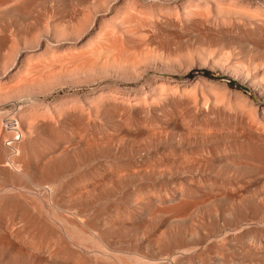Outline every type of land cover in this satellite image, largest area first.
Listing matches in <instances>:
<instances>
[{"label":"bare ground","instance_id":"obj_1","mask_svg":"<svg viewBox=\"0 0 264 264\" xmlns=\"http://www.w3.org/2000/svg\"><path fill=\"white\" fill-rule=\"evenodd\" d=\"M14 1L0 0L7 19L0 26V264H264V137L242 122L236 129L244 143L219 145L218 131L205 130L203 108L211 100L197 114L192 100L179 96L183 87L176 84V92L173 76L164 73L172 57L183 69L196 59L207 65L205 54L152 44L125 48L123 37L115 48H16L46 17L18 25L29 16L30 0ZM90 2L94 14L73 11L76 21L82 18L79 29L69 23L76 32L86 15L97 24L110 9L107 0ZM204 24L195 23L202 35ZM226 48L203 50L220 61L233 54Z\"/></svg>","mask_w":264,"mask_h":264},{"label":"rangeland","instance_id":"obj_2","mask_svg":"<svg viewBox=\"0 0 264 264\" xmlns=\"http://www.w3.org/2000/svg\"><path fill=\"white\" fill-rule=\"evenodd\" d=\"M18 1L19 0H15L14 2H18ZM107 1L109 2L107 7L110 6V9L108 8V11L110 13H108V11H107L106 12L107 16L105 15L104 17L98 18L97 24L92 23L93 19L91 20V23H90L89 19L88 20L86 19L89 16L86 15L87 17L85 18V21L83 20L85 25L84 26L82 25L83 26L82 28H85L86 24L87 25L90 24V25L87 26L88 28L86 27L85 31L81 30L82 28L80 29L82 32L84 31V34H82L80 32L78 35L81 37H79L77 35V33L80 30L78 32H76V31L80 28L78 26H81V24H82L81 23L82 18H78L79 20L76 21L77 18H75L73 11L75 9L79 8V9H83L85 12L87 10H89V12H90V10H91L90 13L94 14L96 12V10H92V9H95L97 7L94 8L92 6L91 2L89 3V0H30L29 6H28V12H29L28 18L19 19L17 21V24L18 25L20 24V25H25V26H31V25H34L36 23V19L38 16H42L44 18L46 17L45 18L46 20L43 18L44 19L43 24L48 23L49 25L50 24L51 25H50V27H47L48 24L47 25L44 24L47 27V29L45 30L46 27L44 26L45 27L44 28L43 24H42L40 26V29L38 28L39 30L38 29L35 30V32L37 31L35 33V36H33L35 38L30 36V38L28 39L27 42L23 41L25 43V46H24L23 42H21V40L18 39V41H20V42H18L16 40L17 43H19V45L21 46V47H19V45L17 44L16 48H23V47L29 48L30 46H31L30 48H50V49L51 48L53 49V47L54 48H74V47L77 48V46H78V48H84L83 46H85V48H96V47L97 48H102V47L108 48V47H110L109 45L116 46V44H120L118 42H120L119 40H121L122 39L121 37H123L122 41H123L124 46H126L125 48H137L138 46H139L138 48H147L149 46H150L149 48H154V47L159 48V46H160V48H172L173 47L176 49L177 48H194V49H198V50L200 49L199 51H202L208 59L207 65H202L200 63L199 59H196L190 63L185 62L186 66L183 69H180V68H178L179 65H176V63L174 62V57H172L170 61L173 64V68H170V67L164 68L165 75L173 76V77H171V81H172V83L173 82L175 83V84L173 83V86L175 87L174 90H176V87L178 85H179L178 87L180 89L177 88V90L179 89L181 91L182 90L181 87H183L184 91L183 90L182 91L184 93H178V94H181L179 96L182 98H186L185 96H182V94L183 95L186 94V96L189 98V100H192V103L195 104L194 108H195L196 112L198 111L197 109L199 108V111L197 112V114H199V113L202 114V112L204 111L206 116L208 115L206 117V121L208 122V124H207L208 126L205 130L208 132L209 131H218L217 133H218V140H219L218 144L219 145H228L230 143H244L243 140H241L240 138H237L238 130L236 129L237 123H242V122H244L248 126L250 124L251 125L250 127L253 126V129L257 133H259L260 135H262L264 137V134H263L264 127H262V126H264V123H263L264 122V120H263L264 119V78H262L264 75V65H263L264 62H262V60L264 59L263 58V56H264V0H160V1L159 0H146V1L145 0H135V2L140 1L139 2L140 6L138 4H136V6L138 5L137 7L134 5L135 4L134 0H132V1L131 0L130 1L129 0H122V1L121 0H117V1L116 0H107ZM115 1H116V3H114ZM149 2H151V3H149ZM117 3H119V5ZM220 3H222V5H219ZM228 3L231 5L234 4L235 6L240 7L238 9V10L241 9L240 12L237 13L238 11L237 10L235 11L236 7H234V5L233 6L230 5L231 6V8H230V6L227 5ZM142 4L143 5L145 4L144 7L141 6ZM72 6H73V8H72ZM3 7L4 6H2V7L0 6V15L2 14L1 11H2ZM75 7H77V8H75ZM84 7H86V8H84ZM134 7L136 9H134ZM145 7L148 10L144 9L143 10L144 13H143L142 8H145ZM206 7H209V8H206ZM221 7H224V8H221ZM50 8H51V10H50ZM119 8H121V9H119ZM219 8L223 9V11L222 10L219 11ZM227 8L232 10L233 15L231 14V11L228 10ZM137 9H138V11L140 9V11L139 12L136 11ZM190 9L191 10L194 9V11H188ZM130 10H131V14H135L136 16L128 13V12H130ZM112 11H114V12H112ZM125 11L127 14L125 13ZM217 11H219V12L226 11L227 14L225 12L223 14L222 13L217 14ZM119 12H120V14H119ZM140 13H142L143 16L142 15L140 16ZM252 13H254V15ZM48 14L51 16V17L49 16L50 19L48 17ZM109 14H111V15L109 16ZM112 14H114V16ZM124 14H126V16ZM149 14L151 16V19H150V16H148L149 18L146 16ZM204 14L206 16H204ZM224 14H226V15H224ZM118 15H119V17H122V18L119 19L118 17H116ZM227 15H229V16H227ZM190 16H192V17H190ZM115 17H116V22L114 19ZM103 18H105V19H103ZM130 18H132V20ZM142 18H144V19H142ZM111 19H114V20H111ZM121 19L125 21V22L123 21L124 23H127V24H123L124 30H122L123 25H122ZM135 19H138V20L141 19V20L137 21ZM59 20H60V22H59ZM202 20H203V23H205L204 25L206 26V31H205L204 35H202V33L200 34V31H198V29L196 28V25H195V23H197V24L201 23ZM231 20H232V23H231L232 25L230 24ZM21 21H23V22H21ZM30 21H32V22H30ZM74 21H76L75 26L78 29L76 27H74V25H70V24H74ZM111 21L113 24L111 23ZM144 21L147 24H145ZM152 21H154V22L152 23ZM62 22L64 23V25L66 24L65 25L66 27L65 26L63 27ZM117 22H119V24H121V25H118ZM128 22H130V27H129ZM133 22H134V24H132ZM149 22H150V24H149ZM142 23L145 25H142ZM224 23H225V26L223 25ZM56 24L58 26L62 25L61 26L62 28L60 26L58 27ZM102 24H104V26H101ZM213 24L216 26H213V27L210 26ZM229 24L231 27L229 26ZM5 25L7 26V19L5 16L1 15L0 16V26H1V28L2 27L4 28ZM95 25H97V26H95ZM108 25H113V26L116 25L114 27L119 26L117 29L116 28L114 29V27L112 26V29H113L112 32L115 31L113 33L114 36L111 33L113 42H112L111 36L107 35L108 33L110 34V32H111V30H110L111 26H110V29H108L109 28ZM89 26H90V28H89ZM92 26L94 29H92ZM120 26L122 28H120ZM67 27H68V32H67ZM142 27H144V28H142ZM227 27H230V28L228 29ZM69 28H76V29H72V31H71ZM128 28H130V30H128ZM131 28H132V31H131ZM133 28H134V30H133ZM210 28H219L220 30L222 29L223 33L215 35V33L212 30H209ZM62 29H63V31H61ZM105 29L108 32L105 31ZM86 30H87V32H86ZM93 30H94V32H93ZM125 30H127V31L125 32ZM91 31L94 34L90 33ZM102 32L106 34L105 37H104V34ZM170 32H172L171 35H170ZM37 33H39V35H37ZM70 33H71V35H70ZM89 33L91 36L89 35ZM100 33H102V35ZM180 33H182V34H180ZM87 34H88V36H87ZM95 34L96 35L99 34V35L95 36ZM176 34H178V35H176ZM32 35H34V31L32 32ZM75 35H77V36H75ZM83 35H85V36L83 37ZM120 35H122V36H120ZM163 35H164V37H161ZM41 36L43 39L41 38ZM63 36H66V39L63 40V38H65ZM107 36H109V37L107 38ZM187 36H189V37H187ZM88 37H90V38H88ZM97 37H99V41L97 40ZM166 37H167V39H166ZM32 38H33V40H32ZM79 38H81V40ZM84 38H87V39L85 40ZM101 38H103V39L101 40ZM89 39H90V42L91 41L93 42V44L89 43ZM38 40L39 41L41 40V41L39 42ZM84 40H85V42H83ZM95 40L97 42H100V43H97ZM138 41H140V42H138ZM234 41H236V42H234ZM88 43L90 45H88ZM108 43H110V44H108ZM114 43H116V44H114ZM72 44H74V45H72ZM86 44H87V46H86ZM149 44H152V45H149ZM230 44H231V46H230ZM141 45H142V47H141ZM143 45H145V46H143ZM227 45H228V48L230 47L229 51L231 50L233 52V54L231 53L233 56L231 54H229V56H223L224 58L222 56H220V58H219L220 61H218V60L212 61L211 54L209 53V50L208 49L203 50V48H211L212 47V48H217L218 53H220L222 51H223V53H225L224 52L225 49H223V48L225 46L227 47ZM228 48H226V49H228ZM236 50L238 51V54H237ZM225 51H227V50H225ZM174 53L176 54V50ZM239 55H240V58L237 57ZM259 56H260V58H258ZM254 57H256V58H254ZM243 58L244 59L246 58L247 60L249 58L250 60L245 61L246 60L245 59L243 61V63H241V59L243 60ZM253 58H254V61L256 60L257 62L255 61V63H254V61L252 60ZM260 59H261V61H258ZM162 61L165 62V60H163V58L157 59L158 63H162ZM226 61H228V62H226ZM236 61L238 63L239 62L240 63L238 64ZM258 62H259V64L257 65L256 63H258ZM165 63H167V62H165ZM226 67H227V69H226ZM235 69H237V70H235ZM150 70H152V68ZM201 76H202V79H199V78H201ZM203 79H204V81H201ZM176 84H178V85H176ZM194 84H196V85L194 86ZM199 85H200V87H199ZM207 85H209L210 87ZM187 87H189V88H187ZM197 87L199 88V90L202 91V92L200 91L202 93V95L199 91H196L197 98L196 97H194V98H196L197 100L194 99V101L196 100L197 102L196 101L194 102L193 99H191V98H193V96H195V95H193V96L191 95V97H190V92L191 91L194 92L195 90H198ZM177 90H176V92H177ZM179 90H178V92H180ZM187 90L189 92H187ZM185 91H186V93H185ZM214 91H215V93L213 94ZM216 91H218V92H216ZM193 92H192V94H195ZM205 92L207 93V98H206ZM223 93L226 95L224 96ZM227 93H229L230 95L229 94L227 95ZM188 94H189V96H188ZM198 95H199V97H198ZM209 96H210V99H208ZM200 97H202V98L205 97V98L201 99ZM198 98L201 101H198ZM203 100L204 101L206 100L207 103L209 100H211V102H209L207 104L209 106V108L207 107L206 102H204ZM202 102L205 104H202ZM217 102H219V103L217 104ZM192 103H191V105H192ZM198 104H199V106H201V104H202V106H204V107L206 105V108H208L207 111H206V108H203L202 106L201 107L196 106ZM213 104H215V106L218 105V106H216L217 108H215V106ZM202 108L205 110H203ZM214 108L216 110H218V113H217V111H215ZM200 111H202V112H200ZM242 112H244L245 117L242 115L243 114ZM246 112H248V113H246ZM237 114H239L240 116H243V117H239V116H237ZM249 116H251V117H250V120L248 122ZM245 118H247V119H245ZM260 118H261V120H259ZM253 122H254V124H253ZM257 122H259V123H257ZM255 124L258 127L261 126L262 128L260 127V129L257 130ZM197 129H199V128H197ZM231 129H233V130H231ZM192 130H193V132L198 131L195 128H192ZM234 130L237 131V133ZM260 130H261V132H260ZM229 137H230V139H229ZM232 137H233V139H232ZM222 143H224V144H222ZM243 172H244L245 176L247 174H249V173H245L244 170H240L238 175H242ZM224 178L227 180L226 177H224ZM246 179L247 178L244 177L243 180H246ZM227 252L228 251L225 250V254H229L230 256H231V254H233V255L237 254L234 257L242 258L245 256L244 253L238 254V253L234 252L235 253L234 254L233 252H229V253H227Z\"/></svg>","mask_w":264,"mask_h":264}]
</instances>
